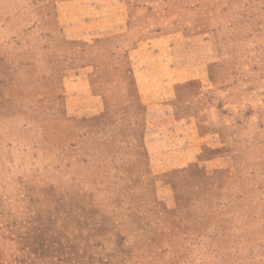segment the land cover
Returning a JSON list of instances; mask_svg holds the SVG:
<instances>
[{
    "label": "rangeland",
    "instance_id": "obj_1",
    "mask_svg": "<svg viewBox=\"0 0 264 264\" xmlns=\"http://www.w3.org/2000/svg\"><path fill=\"white\" fill-rule=\"evenodd\" d=\"M0 264H264V0H0Z\"/></svg>",
    "mask_w": 264,
    "mask_h": 264
},
{
    "label": "trees",
    "instance_id": "obj_2",
    "mask_svg": "<svg viewBox=\"0 0 264 264\" xmlns=\"http://www.w3.org/2000/svg\"><path fill=\"white\" fill-rule=\"evenodd\" d=\"M0 106L4 109V108H7L8 107V104H6V103L3 104V101L2 102L0 101Z\"/></svg>",
    "mask_w": 264,
    "mask_h": 264
}]
</instances>
